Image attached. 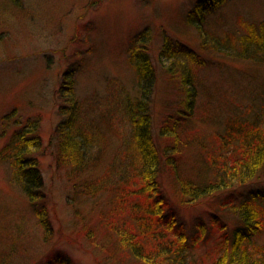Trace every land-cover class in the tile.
Segmentation results:
<instances>
[{"label":"rangeland","instance_id":"obj_1","mask_svg":"<svg viewBox=\"0 0 264 264\" xmlns=\"http://www.w3.org/2000/svg\"><path fill=\"white\" fill-rule=\"evenodd\" d=\"M199 1L0 0V146L17 125L16 118L24 122L28 116L40 117L43 143L37 156L45 197L43 204L35 206L44 208L50 220V229H44L35 206L13 180L9 165L0 162V264H47L61 257L72 264H127L98 219V213L106 208L108 191L93 196L75 193L66 172L55 166L52 137L63 117L59 88L66 69L74 71L76 96L87 102L89 115L96 118L114 95H135L134 71L127 62L126 47L134 32L150 27L154 32L150 50L157 65L150 102L156 135L167 116L183 109L185 100L177 82L166 73L165 61L158 59L162 35L166 33L194 49L202 64L194 68L196 96L191 123L181 127L186 139L179 155L187 171L199 160V142H212L227 119L264 118V62L201 48L197 27L186 21ZM263 18L264 0H229L210 17L208 29L238 33L242 20ZM113 110L112 119L103 114L99 121L109 144L93 176L102 173L119 146L121 138L115 129L126 137L120 106ZM8 113V128L3 134L1 119ZM160 142H164L162 138ZM168 172L164 171V178ZM262 185L264 177L237 192L247 195L248 190ZM261 203L264 206V199ZM213 212L210 202L201 201L183 207L180 217L192 233L197 220L202 217L208 224ZM220 216L230 227L238 224L234 214L226 211ZM87 227L91 228L88 234ZM255 239L256 246L264 247V227ZM208 245L195 255H203Z\"/></svg>","mask_w":264,"mask_h":264},{"label":"trees","instance_id":"obj_2","mask_svg":"<svg viewBox=\"0 0 264 264\" xmlns=\"http://www.w3.org/2000/svg\"><path fill=\"white\" fill-rule=\"evenodd\" d=\"M228 1L200 0L188 13L186 21L197 27L201 48L264 62V18L242 20L238 33L208 29L210 17ZM153 38L150 27L132 34L126 57L134 71L135 95H114L96 118L89 115L87 102L76 96L72 68L64 71L59 88L63 117L52 137L55 166L66 172L75 193L93 196L108 191L106 208L98 213V219L127 264H264V247L254 241L264 227V185L248 190L247 195L237 192L264 177V118L227 119L212 142H199V160L187 171L179 159L186 139L181 127L191 123L196 96L194 68L202 59L194 49L163 33L158 59L165 61L166 73L177 82L185 100L182 111L167 116L155 135L150 113L157 75L150 50ZM117 105L127 125L126 137L115 129L121 138L119 146L102 173L93 176L109 144L100 118L108 114L112 119ZM10 115L1 119L3 134ZM15 123L0 146V162L9 165L13 180L32 205L43 204L45 192L37 156L43 143L40 117L28 116L24 122L16 118ZM165 170H169L166 178ZM201 201L210 202L216 212L209 215L208 224L200 217L197 229L189 233L180 217L181 209ZM34 209L41 225L49 230L44 208ZM226 211L235 215L238 224L230 227L222 220L220 213ZM85 229L86 234L91 231L90 227ZM206 245L203 255H195ZM47 264L72 263L61 257Z\"/></svg>","mask_w":264,"mask_h":264}]
</instances>
